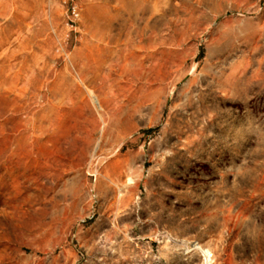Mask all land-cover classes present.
<instances>
[{
    "label": "rangeland",
    "instance_id": "374dc122",
    "mask_svg": "<svg viewBox=\"0 0 264 264\" xmlns=\"http://www.w3.org/2000/svg\"><path fill=\"white\" fill-rule=\"evenodd\" d=\"M0 264H264V0H0Z\"/></svg>",
    "mask_w": 264,
    "mask_h": 264
}]
</instances>
